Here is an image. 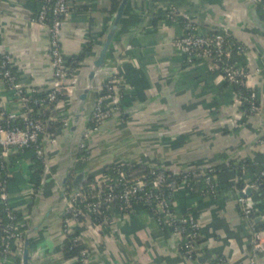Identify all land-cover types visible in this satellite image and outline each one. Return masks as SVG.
<instances>
[{"label": "crops", "instance_id": "obj_1", "mask_svg": "<svg viewBox=\"0 0 264 264\" xmlns=\"http://www.w3.org/2000/svg\"><path fill=\"white\" fill-rule=\"evenodd\" d=\"M71 3L73 11L61 21V52L66 60L87 47L90 52L74 73L75 91L60 109L70 119L78 114V122L58 134L53 149H44L50 154L54 181L41 177L35 189L32 153L9 157L16 165L7 193L19 214L26 217L29 264L76 261L62 255L65 202L57 189L70 164L72 180L88 166L93 175L129 162L167 171L217 169L215 196L203 193V183L196 184L194 192L182 189L173 195L176 219L188 210L196 218L200 255L188 259L180 250L181 234L160 227L150 213L137 207L129 213L112 211L99 233L89 219L73 224L90 264H206L210 258L220 259V264H247L252 235L241 218L234 191L253 182L264 159L260 142L264 134V0H130L107 56V61L114 58L122 81L123 111L90 136L86 161L80 159L77 142L97 96L92 89L81 104L80 95L115 12L111 13L112 0ZM37 7V0H0V55L9 54L18 81L41 94L51 88L53 75L48 29L29 20ZM184 21L206 33L226 30L233 41L244 45L246 54L236 59L256 92L257 116L245 117L233 104V87L216 80L208 60L188 64L175 50L172 41L181 34ZM103 82V75L94 79L95 86ZM0 107L19 111L1 79ZM242 159L252 164L239 179L236 167ZM252 193L258 203L253 223L264 230V186ZM257 264H264V251Z\"/></svg>", "mask_w": 264, "mask_h": 264}, {"label": "built area", "instance_id": "obj_2", "mask_svg": "<svg viewBox=\"0 0 264 264\" xmlns=\"http://www.w3.org/2000/svg\"><path fill=\"white\" fill-rule=\"evenodd\" d=\"M258 3L259 0H254ZM37 10L30 16L31 23L44 26L49 34V57L52 68V85L44 93L35 89H26L18 81L12 70V59L9 54L0 55V79L5 90L10 92L19 105L17 113L0 107V176L11 177L15 163L11 165L12 154L31 151L35 160L43 163L42 179L54 181L50 154L45 147L53 149L57 136L64 131L67 117L60 110L66 105L69 97L76 89L75 70L69 67L68 61L61 52V21L73 11L71 0H37ZM175 50L184 56L186 63L206 59L210 62L211 73L218 82H225L233 87V104L240 108L245 117L257 116L260 105L257 95L249 83V74L236 57L246 54L244 45L232 40L226 30L206 33L191 21H184L182 32L172 41ZM131 48V44L127 49ZM259 72V70H257ZM244 91H236L235 89ZM89 116L88 126L84 132L79 152L81 161L89 155L87 138L115 113L123 111L122 81L117 65L105 71L104 82L100 87ZM59 122L60 128L53 134L49 125ZM48 127V133L46 129ZM260 142L264 144V135ZM51 153V152H50ZM252 163L247 159L238 162L236 172L239 179ZM124 163L112 165L110 172L90 175L85 183L72 196H65L62 241L67 240L71 248L81 245L79 235L74 233L73 224L89 219L96 233L102 231L108 223L112 211L129 213L137 207L150 213L162 228H170L180 233L182 243L180 250L188 259H196L200 255V229L191 210L186 211L178 220L173 212V195L176 191H195L198 182L203 183V193L215 196L218 192L217 169L204 171H171L157 169L125 170ZM144 168V167H143ZM252 183L244 185L239 192L249 188L257 191L264 184V159L259 163ZM53 176V177H52ZM238 197V196H237ZM240 215L252 235L250 254L247 264H257L259 255L264 251V230L254 226V217L258 212L257 201L253 196L238 197ZM26 217L18 216V209L13 206L7 193L6 185L0 180V264L8 260L22 257L23 239L25 235ZM75 234V235H74ZM63 243V242H62ZM79 264H90L86 248L79 252ZM221 260L210 258L206 264H220Z\"/></svg>", "mask_w": 264, "mask_h": 264}, {"label": "water", "instance_id": "obj_3", "mask_svg": "<svg viewBox=\"0 0 264 264\" xmlns=\"http://www.w3.org/2000/svg\"><path fill=\"white\" fill-rule=\"evenodd\" d=\"M129 2H130V0H120L119 1L117 9L114 13L112 23H111L108 31L104 35L102 43L99 47V51L97 52L96 57L93 60L92 68L88 74L87 82H86L85 86H83V88H82V91H81L82 93L80 95V103L81 104L85 101L89 92L92 89L95 91L96 96H99L101 94L100 87L94 85V79L98 75L99 76L103 75V77H104L105 71H107V69L114 64V60H113L114 58L111 61H107V56H108V52L110 50L111 44L113 43V41H114V39L118 33L122 19L124 17L125 10H126ZM261 26L264 29V24L262 22H261ZM124 112L126 113L125 109H124ZM88 121H89V119H88ZM88 121L85 124L80 136L78 137V142H77L78 151L80 150V143L82 142L84 132L88 126ZM77 122H78V114H76L75 117H73L71 119L68 117L67 118V125H66L64 130L68 131L69 129H71V127H75ZM101 126L95 132H98L100 130ZM95 132H92L91 134H89V136L87 138V143L89 141L90 136L92 134H94ZM45 133H48V127H47ZM127 164L138 165V166L148 168V169H157V170H162V171H166V172H171V171H167L165 169H160L159 167L145 166V165L139 164V163L129 162ZM72 167H73V163H71L69 166L68 174L64 178L63 184L57 185V189L59 190V192L61 194L62 201H64L65 196L69 193L68 189H70V186H71V189H70L71 193H69V195L72 196L79 190L80 187H82L85 183H87L88 178L90 176L89 175V166H88V167L84 168L80 173H78V175H76L74 178L72 177V180H70V175H71V172L73 170ZM176 171H192V170L181 169V170H176ZM234 193L238 197H240V196L246 197V196H252L253 195L252 191L249 188H247L244 192H239L238 190H235ZM62 219H63V213H62ZM26 236L27 235L25 233L24 239H23L21 264H29V260H30V254H29L30 252H29L28 240H27Z\"/></svg>", "mask_w": 264, "mask_h": 264}, {"label": "trees", "instance_id": "obj_4", "mask_svg": "<svg viewBox=\"0 0 264 264\" xmlns=\"http://www.w3.org/2000/svg\"><path fill=\"white\" fill-rule=\"evenodd\" d=\"M119 1H120V0H112L111 13H114V12L116 11L117 6H118V4H119ZM88 52H90V48H89V47H87V48L84 50L83 53H80V54H78V55L72 57L71 59L67 60L68 63H69V67H70L71 69L75 70V71L78 70L79 67L81 66V64L83 63L85 57L87 56ZM235 90H236V91H239V90H240V91H244L243 89H240V88H239V89L236 88ZM61 126H62V124L59 123V122H56V123H54V124H50V125H49V132L54 134V133L57 131V129L60 128ZM24 152H31V151L26 150V151H24ZM81 156H82V153H80V157H81ZM11 165H14V161L11 162ZM33 165H34V167H35L36 170H37V171H36L35 178H34L33 181H32V182H33V185H34V188L36 189V188L39 186V184H40L41 175H42V169H43V163L40 162L39 160H35L34 157H33ZM111 169H112V166L107 167V168L104 169L102 172L108 173V172L111 171ZM123 169H125V170H129V171H132V170H144V171H145V170H146L145 168H143V167H141V166H138V165H124V166H123ZM12 174H13V172H12ZM10 178H11V177H6L4 174H2V175L0 176V180H3V181L5 182L6 190H8V184H9V182H10ZM199 183H202V181H201V182H198L197 184H199ZM241 185H242V184L239 183V184H238V187H241ZM262 186H264V184H263ZM28 205H30V204H28ZM18 216H19L20 218H22V215H20L19 212H18ZM74 235H75V234H74ZM82 248H84V247L82 246V244H81L80 246L76 247V248H71V247H70V244L68 243L67 240L63 241V243H62V249H61V251H62V255H63V258H64L65 260H68V259H74V260H76L74 264H79V263H78L79 252H80V250H81ZM17 262H20V259H17Z\"/></svg>", "mask_w": 264, "mask_h": 264}, {"label": "rangeland", "instance_id": "obj_5", "mask_svg": "<svg viewBox=\"0 0 264 264\" xmlns=\"http://www.w3.org/2000/svg\"><path fill=\"white\" fill-rule=\"evenodd\" d=\"M76 85H77V79H76ZM52 174H53V172H52ZM53 177V176H52Z\"/></svg>", "mask_w": 264, "mask_h": 264}]
</instances>
